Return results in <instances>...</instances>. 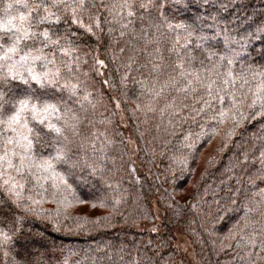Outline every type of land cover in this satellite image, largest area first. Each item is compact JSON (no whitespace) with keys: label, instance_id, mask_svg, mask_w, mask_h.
I'll return each mask as SVG.
<instances>
[{"label":"trees","instance_id":"1","mask_svg":"<svg viewBox=\"0 0 264 264\" xmlns=\"http://www.w3.org/2000/svg\"><path fill=\"white\" fill-rule=\"evenodd\" d=\"M154 3L148 12L138 9L143 18L138 15L123 37L113 25L115 39L109 46L105 37L99 52L104 67L95 63L94 42L90 53L86 47L79 49V75L91 103L86 102L83 110L78 104L70 106L81 117L80 137L89 141L88 157L98 161L104 176L92 174L86 166L70 170L61 165L69 173L70 187L54 197L49 186L34 211L0 205V231L11 235L10 243L0 248V264H185L175 246L177 228L191 239L206 264H264L259 245L264 239V118L252 117L251 96L242 95L264 86V0ZM165 20L195 30L189 49L197 57L196 67L203 60L204 67L215 64L220 73L230 69L238 77L235 89L225 93L223 107L216 100L200 111L209 97L199 88L187 96L173 89L154 94L176 63V53L169 49L187 39L183 30H169ZM158 23L164 25L159 31ZM142 26L154 43L140 38ZM200 34L208 39L198 41ZM80 39L89 42L86 34ZM157 46L159 54L154 51ZM158 57L163 58L159 75L151 71L154 64H161ZM228 59L233 60L231 65ZM233 91L243 103L233 106ZM112 97L125 107L137 145L138 170L128 157L115 110L100 101ZM35 147L45 156L54 151L51 140L47 147ZM207 147L211 153L196 176ZM187 187L190 197L179 199ZM38 192H32L36 199L41 198ZM80 200L102 204L106 215L80 217L73 207L66 208ZM156 221L161 230L153 232L147 226ZM252 236L255 246L248 242Z\"/></svg>","mask_w":264,"mask_h":264},{"label":"snow or ice","instance_id":"2","mask_svg":"<svg viewBox=\"0 0 264 264\" xmlns=\"http://www.w3.org/2000/svg\"><path fill=\"white\" fill-rule=\"evenodd\" d=\"M0 2V12L3 13L0 15V192L3 193L0 205L24 206L28 211H34L33 206L43 202L49 186L55 190L52 193L54 197L70 187L69 173L59 166L67 165L70 170L86 166L92 174L104 176L98 161H90L88 157L89 141L80 137L81 117L70 106L78 104L83 110L86 102L91 103L87 85L79 75V49L86 47L90 53L94 42L97 52L95 63L104 66L105 61L99 58V52L105 37L109 46L115 39L113 32L117 29L113 25L119 26V35L123 37L138 15L143 18L138 9L148 12L156 4L154 0H119V3H104L103 0L100 3L97 0ZM164 23L169 30H183L187 39L184 44L177 40L169 49V52L176 53V63L168 73V80L154 94L160 96L166 89H173L187 96L196 93L199 88L203 90L202 96L209 97L203 101L200 111L212 107L216 100L223 107L225 93L235 89L238 77L230 69L220 73L215 64L204 67L203 60L196 67L194 61L197 57L189 49L195 30L166 20ZM163 26V23L155 25L157 31ZM141 33L140 38L145 44L154 43L143 26ZM85 34L89 38L87 43L80 39ZM206 39L208 37L204 34L197 35L198 41ZM200 46L197 43V48ZM154 51L159 54L161 49L157 46ZM158 58L161 64H154L151 69L157 75L162 71L163 64V58ZM227 63L231 65L233 60L228 59ZM261 75L264 77V74ZM242 95L244 99L251 96L248 107L253 110L252 117L264 118V86ZM231 101L233 106L244 102L237 99L234 91ZM218 115L222 122L224 112ZM49 140L54 151L45 156L35 146L47 147ZM108 143L110 141L103 147H107ZM90 147L93 154L98 151L94 140L90 142ZM34 190H39L40 199L33 197ZM10 241L9 231H0V248ZM248 242L253 246L257 243L254 236ZM259 245L264 251V239L259 241ZM4 255L7 257V251Z\"/></svg>","mask_w":264,"mask_h":264},{"label":"rangeland","instance_id":"3","mask_svg":"<svg viewBox=\"0 0 264 264\" xmlns=\"http://www.w3.org/2000/svg\"><path fill=\"white\" fill-rule=\"evenodd\" d=\"M97 56V53H96ZM98 67H101V65H98ZM104 67V66H103ZM100 101L103 104H108V106L111 108L113 107V109L115 110V114L117 117V120L120 124V126L123 128L124 130V134H125V140L128 144V157L132 162V166L135 168V170H138L140 168V163L138 161V153H137V145L135 144L131 133L129 131V123H128V116L125 110V107L122 106V104L116 99L114 100V98H108V99H100ZM132 104V103H131ZM211 148L207 147L205 148L204 151L201 152L202 156L199 159V164L196 171V176H198V173H200V170L203 169L204 167V163L206 162L209 154L211 153ZM205 152V153H204ZM134 171H132V176L133 173H135ZM137 174L135 173L134 176H136ZM189 188L187 187L184 190V193L182 195H180L179 199H187L189 198ZM70 207H73L74 209H76L75 211L81 216H85V217H95L96 215H106V212H103V205L101 204H96V203H84V200H80L78 203H74V204H66V208L69 210ZM140 226V225H139ZM142 227V226H141ZM148 229L153 231V232H157L160 231L161 228L159 226V221H156L155 223H150L148 226ZM184 232L180 229H175V246L178 248V250L180 251L181 255L183 256V259L186 260L185 264H206L205 258L204 257H199V255L196 253V250L193 246V243L191 241V239L183 234Z\"/></svg>","mask_w":264,"mask_h":264}]
</instances>
